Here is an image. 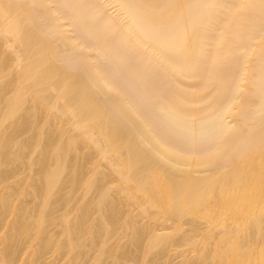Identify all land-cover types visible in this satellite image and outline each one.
Masks as SVG:
<instances>
[{
  "label": "bare ground",
  "instance_id": "bare-ground-1",
  "mask_svg": "<svg viewBox=\"0 0 264 264\" xmlns=\"http://www.w3.org/2000/svg\"><path fill=\"white\" fill-rule=\"evenodd\" d=\"M124 212L132 249L108 242ZM199 234L201 264H264V0H0V264Z\"/></svg>",
  "mask_w": 264,
  "mask_h": 264
},
{
  "label": "rangeland",
  "instance_id": "rangeland-1",
  "mask_svg": "<svg viewBox=\"0 0 264 264\" xmlns=\"http://www.w3.org/2000/svg\"><path fill=\"white\" fill-rule=\"evenodd\" d=\"M28 135V133L27 132H25V133H22L21 135H20V137H22V138H24V137H26ZM19 137V138H20ZM22 166V169L21 168H15L14 169V167L11 165L10 166V168L12 167L13 169H11V170H13V172L15 171V173H12V171L10 170V168L8 167V168H6L5 167V169H9L11 172H9V174L10 175H12V176H9L10 178H8V182L9 183H7V184H10V183H12V184H14L13 186H14V188H16V186H18V184L16 183V179H19V178H21V177H24V176H27V174L29 175L30 173H32L33 171L32 170H30L29 168H27V167H24L23 165H20V164H16V167H21ZM88 167V166H87ZM103 168V167H102ZM90 168L88 167L87 168V170L85 169V171H86V173H88L90 170H89ZM92 169V168H91ZM89 174V173H88ZM115 174H117V173H115ZM114 175V174H113ZM116 176V175H115ZM111 178H115V177H112V174H111V176H110ZM117 177H118V175H117ZM110 178V180L108 181L110 184L112 183V180L113 179H111ZM116 179V181H117V178H115ZM114 179V180H115ZM114 180H113V182H114ZM111 181V182H110ZM117 183V182H116ZM6 184V183H5ZM12 184H10V185H12ZM118 184V183H117ZM9 185V186H10ZM111 185H113V183L111 184ZM115 185V184H114ZM114 185H113V187H114ZM116 186V185H115ZM112 187V188H113ZM117 188V187H116ZM96 190V189H95ZM94 189H90V190H88V191H85V188H84V185L83 184H80L79 186H77V188L74 190V192H73V196H72V198H71V200H70V202H69V206L71 207V208H73V211L72 212H77V210L75 209L81 202H83V201H89V200H91L92 198H94L95 197V195H96V192L97 191H95ZM119 190H121V189H119V186H118V191ZM122 191H123V189H122ZM112 192H113V190H112ZM114 192H115V190H114ZM124 192V191H123ZM116 193H117V191H116ZM138 193V192H137ZM118 194H120V193H118ZM124 194V193H123ZM141 194V193H140ZM16 195V194H15ZM22 199L25 201V203L27 202V201H29V200H31L32 199V196L30 195V194H26V195H24V196H22ZM33 200H31V202H32ZM30 202V201H29ZM28 202V203H29ZM126 204V203H125ZM123 205L122 204V208L126 211V210H128L129 208H127V207H129V206H126V205ZM134 208V207H133ZM152 210L154 209V208H151ZM63 210H64V208H62V206H57V210L55 211V214L56 215H61L60 213H62L63 212ZM123 211V210H122ZM129 211V210H128ZM134 211V210H133ZM123 213V212H122ZM125 213H127V212H124V214ZM128 214V213H127ZM127 214H125V216H122V214H121V218H119L118 219V221L119 222H117V226L116 227H114V228H116V229H113V234L111 235V237L109 238V243L110 244H116L115 242H116V240H119V244H122L123 245V243L124 244H126V245H124V246H128V244L130 243V241H131V239H130V236H131V234H133L132 232H133V230L131 229V226H129V223L131 224V222H129V223H127V222H125V220L127 221L128 219H125L126 218V215ZM93 216H96V213H94V215ZM92 216V217H93ZM59 217V216H58ZM57 217V218H58ZM91 217V218H92ZM127 217H129L128 215H127ZM93 218H95V217H93ZM92 218V219H93ZM135 219H136V224H137V221L140 223L139 225L141 226V224H142V226H146L145 225V221H146V219L145 218H143L142 216H137V218L135 217ZM57 221V222H56ZM128 221H131V220H128ZM185 221H188V219L186 220H184V223L183 224H185V226H184V229L182 230V232L184 233L185 231H189V227H190V225H189V223H190V221H189V223L187 222H185ZM198 221V220H197ZM197 221H195V222H197ZM55 222L56 223H51L52 225H51V229H53V232L55 233V231L56 230H58V228L60 227V224H59V222H60V220H56L55 219ZM191 222H192V220H191ZM170 223V222H169ZM169 223H168V225H169ZM197 223H199L198 225H199V227L200 226H204L205 224L203 223V221H201V220H199V222H197ZM144 224V225H143ZM146 227H148V226H146ZM48 228H50V226H48ZM50 229V230H51ZM60 229V228H59ZM168 230H169V228H167ZM166 229V230H167ZM188 229V230H187ZM200 229H201V227H200ZM55 230V231H54ZM165 230V229H164ZM171 230V229H170ZM199 230V229H198ZM218 230V229H217ZM216 230V231H217ZM59 231V230H58ZM202 231H203V229H202ZM202 231H199L201 234L203 233ZM52 232V233H53ZM187 232L186 233H181L180 231H179V233H180V235H179V233H175V239H178V240H180L178 237H181L182 235H185V234H187ZM56 233H58L57 231H56ZM56 233L54 234V235H56ZM201 234H199L198 235V240L196 241L197 242V244L196 245H194V244H188V242L186 243V244H184V243H182V245L180 244H175L176 242L175 241H173V243L174 244H172L171 245V243L172 242H170L169 243V245L170 246H168V247H166L167 249H165V247H164V249L162 250V253H161V251L159 252V253H157V254H153V255H150V254H148L149 256H147V257H151L150 259H152V258H154V260L152 259V260H149V262H151V264H153V262L152 261H154V264H187V262H191V263H197V264H201L202 263V258L198 255L199 254V252L197 251V246H200V238L202 237V235ZM176 235L178 236V237H176ZM183 238H185L184 236H183ZM130 239V240H129ZM129 241V242H128ZM177 241V240H176ZM198 241H199V243H198ZM88 242V241H87ZM118 242V241H117ZM121 242V243H120ZM128 243V244H127ZM184 244V245H183ZM130 245V244H129ZM112 246V245H111ZM210 246V247H209ZM212 245L210 244H208V247L209 248H212L211 247ZM116 247V245H114V248ZM128 247H130L131 248V245L130 246H128ZM113 248V247H112ZM132 249V248H131ZM131 249H130V251H131ZM65 249H63V248H59V249H57V250H55V254L53 255L52 253H53V251L52 250H50L46 255H44L40 260L43 262H47V261H49L50 262V260L52 259V256H54L55 257V259H65L66 258V255L64 254V251ZM114 250L115 249H113V252H114ZM208 250V251H207ZM94 251L95 250H90L89 249V251L87 252V250L85 251L86 253H84L83 255V257L81 258L82 259V261L83 260H85L86 261V264H91L90 263V261H91V259H92V256L94 255ZM130 251L128 252L129 254L128 255H130V256H125V257H127L125 260L124 259H122L121 261L123 262V260L126 262V264H135V262H136V264H143V260L145 259V257L146 256H144L143 254H141V252L140 251H136V250H134L133 249V251H134V253L133 254H130ZM164 251V252H163ZM206 251H207V253L209 252L210 253V249H206ZM212 253V252H211ZM211 253H210V255H211ZM154 255H157V258L154 256ZM209 255V254H208ZM146 257V258H147ZM211 258H212V256H210ZM124 258V257H123ZM144 258V259H143ZM159 258V259H158ZM210 258V259H211ZM112 260H113V258H111V257H106V258H104V260L102 259V261H101V264H112L113 262H112ZM142 260V261H141ZM147 260V259H146ZM157 260V261H156ZM160 260H161V262H160ZM187 262H186V261ZM215 260V259H214ZM214 260H212L213 262H210V263H213V264H217V263H215V261ZM159 261V262H158ZM49 262H47L48 264H49ZM217 262V261H216ZM148 263V262H147ZM148 264H150V263H148Z\"/></svg>",
  "mask_w": 264,
  "mask_h": 264
}]
</instances>
